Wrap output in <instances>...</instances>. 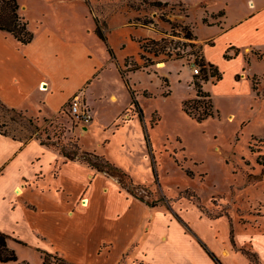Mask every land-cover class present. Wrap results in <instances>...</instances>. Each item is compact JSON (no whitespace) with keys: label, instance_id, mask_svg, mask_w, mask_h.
I'll return each mask as SVG.
<instances>
[{"label":"rangeland","instance_id":"obj_1","mask_svg":"<svg viewBox=\"0 0 264 264\" xmlns=\"http://www.w3.org/2000/svg\"><path fill=\"white\" fill-rule=\"evenodd\" d=\"M18 1L31 29L49 23L68 34L69 40H82L91 49L85 58L86 68L90 57L92 61H110L108 45L121 59L136 54L139 36L130 24L148 23L162 36L157 39L159 47L165 46L159 56L141 51L139 56H128L122 66L144 115L142 120L136 112L137 118L129 126L122 123L121 117L126 118L123 113L117 118L118 108L109 113L106 109L95 116L98 125L88 126L71 117L68 103L56 117L32 122L0 106L1 131L23 139L34 133L60 145L76 142L84 150L105 155L131 175L138 185L135 193L151 203H146L142 225L132 238L134 246L123 243L111 254H106L104 247L102 253L70 260V264H212L209 252L224 259L223 250H231L233 242L249 241L247 237L264 230V44L248 49L241 64L226 59L220 66L221 79L209 73L202 80L204 74L193 73L194 62L199 64L204 56L202 48L189 45L200 44L186 39L181 26L188 24L189 8L195 35L203 47L210 46L207 41L216 28L206 24L212 20L209 16L206 23L202 20L205 9L199 6L207 0ZM153 1L171 3L157 6ZM209 3L211 7L219 5L218 0ZM95 16L106 28L108 43L95 34ZM214 42L210 53L222 59L227 49L222 39ZM144 63L149 66L131 70ZM238 69L247 74V81H236ZM112 79L110 72L96 79L97 83L86 89L89 96L94 99L96 93L117 91ZM122 81L126 95L119 93V104L127 103L129 108L132 95ZM194 82H201L213 102V115L202 120L184 109V102L196 97ZM75 83L70 79L67 88ZM86 90L74 96L82 100ZM113 119L112 128L104 126ZM16 209L18 234L29 237L21 223L23 213ZM4 211L0 196V225H5ZM35 247L20 242L17 250L13 249L18 260L8 264H42V254ZM248 249L244 251L254 260Z\"/></svg>","mask_w":264,"mask_h":264},{"label":"crops","instance_id":"obj_2","mask_svg":"<svg viewBox=\"0 0 264 264\" xmlns=\"http://www.w3.org/2000/svg\"><path fill=\"white\" fill-rule=\"evenodd\" d=\"M218 1V7H211L210 0L199 3L205 9L202 20L209 16L212 20L206 24L215 27L216 31L212 33L211 39L207 38L210 46L203 47L198 36L197 41L202 46L205 60L220 70L226 59L241 64L248 49L264 44V0ZM186 19L192 25L189 8ZM130 25L138 32V52L128 53L121 59L108 45L113 50L112 56L108 48L110 61H92L90 57V66L87 68L85 58L91 49L82 40H69L68 34L54 29L49 23L37 30L29 26L34 38L25 45L11 33L0 30L1 100L37 121L53 118L64 109L74 94L90 89L97 83L96 79H102L110 72L113 75L111 84L115 85L117 91L113 89L109 94L96 93L94 99L87 90L83 93V101L92 114L87 125H98L95 116L106 109L109 113L116 108L119 111L117 118L122 113L126 117H121V120L125 119L122 121L124 126L131 125L137 118L136 111L132 102L129 108L127 103L122 106L119 104V93L126 95V90L118 69L123 68L128 56L140 55L142 50L139 40H157L162 36L150 26ZM103 31L106 35V28ZM95 34L98 35L96 31ZM215 38L222 39L227 49L222 59H216L210 53ZM114 62L116 65H113ZM235 73L236 81H247L245 72L238 69ZM73 78L75 86L68 89L67 83ZM130 110L131 114L128 113ZM115 123L116 119H113L104 126L112 128ZM0 196L5 207V225H0V231L10 235L8 246L17 250L20 242L28 241L36 246L40 254L41 250L58 254L68 264L70 260L96 256L103 252L104 247L108 249L106 254H111L123 243L134 246L135 240L132 241V238L139 232L147 209L145 202L122 189L114 177L80 160L67 159L58 150L43 145L36 137L25 141L2 133ZM91 201L96 203L91 205ZM16 208L23 213L21 223L29 230V237L18 234L20 217L14 218L18 213ZM247 238L249 241L234 242L231 250L224 249V259L212 253L220 264H264V230L258 229L256 234ZM245 247L255 256L254 260L244 251ZM209 257L212 264H219ZM41 260L43 264L42 255Z\"/></svg>","mask_w":264,"mask_h":264},{"label":"trees","instance_id":"obj_3","mask_svg":"<svg viewBox=\"0 0 264 264\" xmlns=\"http://www.w3.org/2000/svg\"><path fill=\"white\" fill-rule=\"evenodd\" d=\"M153 3L154 5L157 6L167 4V2H162V1H153ZM21 8H22L21 4L19 3L18 0H0V30L11 33L21 44L25 45L33 40L34 33L29 28L28 20H26L25 17L21 14ZM95 21H96V29H95L96 33L100 36V38L103 41L107 42V36L103 31V26H102L103 23H101L98 17H95ZM203 21L206 23L207 19L204 18ZM142 25L147 26L148 23H142ZM181 28L184 33V37L186 39L197 41V36L194 34L193 31L194 27L192 25L184 24L183 26H181ZM139 43H140V48L143 52L145 51L155 56H159L164 51V47H165V46L159 47L160 41L156 39L139 40ZM148 43H153L154 47L149 48ZM189 45L191 47H199L200 49L202 48L201 45H198L197 43H193V42H190ZM109 52L113 56V50L111 48H109ZM259 57H262V55H260ZM199 65L201 67L200 73L204 74L202 80H206L209 76V73L211 76L217 77V79H221L222 75L218 70V68L215 67L213 64L208 63L205 60L204 56H202V58L199 60ZM143 66L147 67L149 66V64L147 63H144L143 65L135 64L131 70H135ZM119 70L122 75V78L125 80L131 92L132 105L136 108V112L143 120L144 117L143 111L136 99L135 92L132 90L130 86V80L127 79V73L121 67H119ZM255 83L256 82L254 81V84ZM193 84L196 90V97L185 101L184 109L190 116H194L197 117L199 120H202L208 116L213 115L214 113L213 102L211 99V95L203 90L201 82H194ZM254 88L255 89L257 88L256 84L254 85ZM202 98L206 100H202ZM190 103H194L192 105V108H190ZM0 106H2V108H6V110L18 113L20 117L26 118L30 122L34 120L32 117L27 116L22 110L8 106L1 100V98H0ZM193 109L197 110L198 112L194 111ZM124 120L125 119L122 118V121ZM0 133L10 135L14 138L23 139L19 136H15L13 134L6 133L1 130ZM33 137L38 138L37 136L34 135V133H32L29 135L27 139H23V140L27 141ZM38 139L43 145L54 147L57 150H59V152L67 159L80 160L81 162L96 169L97 171L104 172L109 176L114 177L118 181L122 189L126 190L129 194L139 198L143 202L147 204H151L150 201L146 200L143 196H139L138 194L135 193V190L137 189L138 185L135 184L131 175L127 173L124 169L120 168L119 166L111 162L104 155L97 154L96 152L93 151L91 152L84 150L76 142L71 144L60 145L59 143L57 144L56 142H48L41 140L40 138ZM9 238L10 235L0 231V262L3 263L18 260L16 252L8 246ZM41 253L43 258V264H68L66 260H64L58 254L50 253L43 250H41ZM209 254L216 262L220 264V262L212 252H209Z\"/></svg>","mask_w":264,"mask_h":264},{"label":"built area","instance_id":"obj_4","mask_svg":"<svg viewBox=\"0 0 264 264\" xmlns=\"http://www.w3.org/2000/svg\"><path fill=\"white\" fill-rule=\"evenodd\" d=\"M200 69V65L195 61L193 68L194 75L200 74ZM66 109L77 122L87 124L92 119L90 108L84 103L83 99L81 100V96L79 95H75L70 99Z\"/></svg>","mask_w":264,"mask_h":264},{"label":"bare ground","instance_id":"obj_5","mask_svg":"<svg viewBox=\"0 0 264 264\" xmlns=\"http://www.w3.org/2000/svg\"><path fill=\"white\" fill-rule=\"evenodd\" d=\"M163 65H164V63H160V64H159V66H161V67H162Z\"/></svg>","mask_w":264,"mask_h":264},{"label":"water","instance_id":"obj_6","mask_svg":"<svg viewBox=\"0 0 264 264\" xmlns=\"http://www.w3.org/2000/svg\"><path fill=\"white\" fill-rule=\"evenodd\" d=\"M86 128V127H85Z\"/></svg>","mask_w":264,"mask_h":264}]
</instances>
